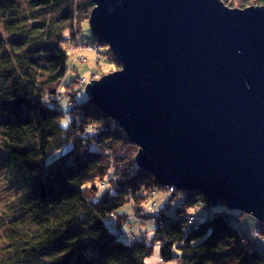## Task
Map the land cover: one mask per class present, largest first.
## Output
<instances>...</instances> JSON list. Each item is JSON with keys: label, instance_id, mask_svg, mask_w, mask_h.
<instances>
[{"label": "trees", "instance_id": "trees-1", "mask_svg": "<svg viewBox=\"0 0 264 264\" xmlns=\"http://www.w3.org/2000/svg\"><path fill=\"white\" fill-rule=\"evenodd\" d=\"M222 1L264 6V0ZM92 8V0H0V149L21 191L0 264H145L154 245L161 262L264 264L246 230L235 226L233 210L223 202L213 208L194 191L174 212L162 207L140 215L153 220L151 236L124 242L105 226L115 215L120 228L123 205L141 208L147 193L161 188L135 163L137 146L88 97L75 104L78 90L68 95L70 117L55 100L69 70L65 43ZM101 182L109 189H100ZM197 205L210 213L184 233L178 215Z\"/></svg>", "mask_w": 264, "mask_h": 264}, {"label": "water", "instance_id": "water-1", "mask_svg": "<svg viewBox=\"0 0 264 264\" xmlns=\"http://www.w3.org/2000/svg\"><path fill=\"white\" fill-rule=\"evenodd\" d=\"M88 23L121 67L85 86L158 186L264 223V6L92 0Z\"/></svg>", "mask_w": 264, "mask_h": 264}, {"label": "rangeland", "instance_id": "rangeland-1", "mask_svg": "<svg viewBox=\"0 0 264 264\" xmlns=\"http://www.w3.org/2000/svg\"><path fill=\"white\" fill-rule=\"evenodd\" d=\"M231 7L239 8L236 5ZM88 18L85 19L80 26L79 24L74 26V29L72 30L73 36L69 35L72 41L68 40L65 43L64 48L69 55V70L66 74L65 80L55 88L54 93L55 100L60 102L62 112L66 113L65 115L69 117V111L71 108L68 105L72 102L73 97L68 95H72L74 91L78 90L74 97L75 104H80L83 101H86L87 95L85 92V86L89 81H97L103 75L117 71L121 67L113 60L115 57H111L112 52L110 46H107L104 42L95 41V36L91 32ZM65 115L64 118H62V125L64 123L63 126H66L67 124ZM85 138L87 139L89 137ZM113 175L112 171H109V177L112 178ZM104 183L105 182L100 183V189L107 187ZM159 187L161 188L160 190L156 189L147 193V201L141 208H138V205L137 208L134 205L132 206L130 202H127L120 208L119 213L126 214L124 216L122 215L119 219L120 221L122 220L120 228L117 226L118 217L115 215H109L105 218V226L114 233H118V238L120 241L124 242L131 238H138L140 235L151 236L154 231L153 220L147 219L148 221H146L140 215L142 213L145 214L158 211V209L162 207L168 208L170 212H174L177 207L183 204L181 199L185 197L186 193H189L176 189L174 186ZM107 188L109 189V187ZM20 192V189L13 183L11 172L3 161V153L0 149V246L5 245V239H3L4 233L5 230L8 229L9 221L13 218L14 213L12 211V206L16 203L20 196ZM173 192L175 193L172 194ZM136 203L138 204V200ZM233 212V215L237 216L233 219L239 220L238 223L241 226L247 225L249 229V232L246 231L247 235L264 255V231L262 230L261 234L257 229V232L254 233V227H261L263 224L250 214L238 210H233ZM209 213L210 210L208 208L200 207V205L183 211L182 214L178 215V221L185 222L182 231L184 233L192 230L196 231L198 228V221L202 217L206 218V214ZM158 256V246L154 245L151 253L145 258V264H177L174 259L161 262Z\"/></svg>", "mask_w": 264, "mask_h": 264}, {"label": "bare ground", "instance_id": "bare-ground-1", "mask_svg": "<svg viewBox=\"0 0 264 264\" xmlns=\"http://www.w3.org/2000/svg\"><path fill=\"white\" fill-rule=\"evenodd\" d=\"M107 45V44H106ZM108 46V45H107ZM121 66V65H120ZM133 144V143H132ZM135 145V144H134ZM136 146V145H135ZM139 149V148H138ZM143 171H145V170H143ZM145 172H147V171H145ZM195 192V191H194ZM175 192H173L172 194H174ZM257 219V218H256ZM263 225L260 227V226H256V227H254L255 228V231H254V233L255 232H257V229H258V231L261 233V231L263 230L264 231V223L263 222H261ZM236 227L237 226H240V227H242L243 229H245L246 231H248L249 232V229H248V227H247V225H244V226H241L239 223H237V225H235ZM250 227V226H249ZM262 234V233H261ZM258 237H259V235H258Z\"/></svg>", "mask_w": 264, "mask_h": 264}, {"label": "built area", "instance_id": "built-area-1", "mask_svg": "<svg viewBox=\"0 0 264 264\" xmlns=\"http://www.w3.org/2000/svg\"><path fill=\"white\" fill-rule=\"evenodd\" d=\"M237 216H235V218H236ZM239 220H236V222H238Z\"/></svg>", "mask_w": 264, "mask_h": 264}]
</instances>
